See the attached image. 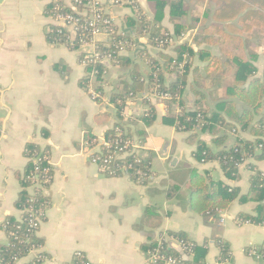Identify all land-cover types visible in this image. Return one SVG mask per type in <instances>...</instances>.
Masks as SVG:
<instances>
[{"label": "crops", "instance_id": "1", "mask_svg": "<svg viewBox=\"0 0 264 264\" xmlns=\"http://www.w3.org/2000/svg\"><path fill=\"white\" fill-rule=\"evenodd\" d=\"M50 1L0 0V224L9 216H21L22 210L16 205L23 190L19 176L29 161L26 146L32 143L51 164L50 183L42 190L48 205L36 231L44 241L38 252L46 254L40 264H68L77 252L90 264H154L146 246L168 231L184 232L197 244L208 241L206 264H263L261 255H249L245 249L255 245L264 253V226L235 221L239 213L254 214L256 204L236 198L213 218L196 213L190 208L189 170L196 169L200 174L208 171L214 181L236 187L240 195H245L253 174L247 164H254L264 173V160L248 159L238 168L235 179L225 176L216 160L197 161L193 156L196 145L187 140L189 133L165 121L168 105L165 100L146 96L147 89L137 98L126 100L124 115L119 120L113 95L117 97L130 87L134 77H144L146 54L157 58L161 49L141 34L140 24L128 26L125 17H135L129 4L98 0L113 24L121 31L129 30L135 42L132 49L121 51L128 62L107 64L104 95L95 101L80 86L85 66L77 51L47 39V28L53 24L47 13ZM139 2L144 14L152 18V5L147 0ZM204 8L190 3L191 11L199 15ZM165 14L163 24L172 31L166 10ZM197 29H188L182 38L174 37L173 45L164 51L175 56V46L184 41L196 51L198 47L192 38ZM201 47L222 59L217 45ZM85 49L92 50L88 46ZM79 50L83 52L82 47ZM245 51L255 54L253 65L259 77L264 69V46L254 37L245 41ZM192 68L183 99L187 106H197L201 101L212 112L223 93L215 83L217 73L212 68L208 70L197 54L192 58ZM165 78V83L173 79ZM143 97L154 110L149 125L140 119L147 109L141 102ZM117 122L152 152V176L145 184L133 181L126 173L105 176L91 162L87 133L98 141ZM198 134L199 139L208 138L206 141L211 144L209 133ZM240 136L253 139L248 131L240 132ZM233 139L234 135L227 133V142ZM217 237L229 244L227 262H218L219 249L214 243ZM5 240V232L0 228V244ZM33 256L34 252L17 264H25Z\"/></svg>", "mask_w": 264, "mask_h": 264}, {"label": "trees", "instance_id": "2", "mask_svg": "<svg viewBox=\"0 0 264 264\" xmlns=\"http://www.w3.org/2000/svg\"><path fill=\"white\" fill-rule=\"evenodd\" d=\"M130 1L132 2L129 6L135 12V17H125L126 23L129 27L140 24L141 34L147 37L152 46L163 51L158 52L157 58L146 54L145 76L134 77L130 87L117 94V97L113 95L112 102L119 120L124 115L125 102L129 98H137L145 89L148 92H156L158 96L161 93H167L170 98L165 100L168 105L165 121L177 130L189 133L187 140L196 145L193 156L197 161L216 160L225 176L235 179L238 175V163L247 162L248 159L264 160V115H261L264 109V72L259 77L256 75V67L253 65L255 54L248 55L245 51V41L254 37H257L258 43L264 46V0H147L153 7L152 18H148L141 10L139 0ZM190 3L204 5L203 13L199 15L191 11ZM212 6H214L213 10ZM50 8L49 3L47 6L49 14ZM66 9L69 10V8ZM165 10L172 24V31L163 24L166 17ZM56 28L67 32L65 28L58 25L50 24L48 27L53 30ZM111 28L113 32L107 41H96V49L102 55H110L109 63L113 65L126 63L128 58L120 51L132 49L134 37L129 30L121 31L114 24ZM193 28H198L192 38V43L198 47L196 51L187 41L175 46V56L164 51L174 37H182L188 29ZM87 33H89L88 30L74 36L75 51L85 65V74L80 80V86L85 91L92 86L97 92L94 100L100 101L104 95V73L108 63L89 61L85 53L78 52L79 37L87 41ZM46 35L48 40L58 36L56 31L48 32V30ZM202 45H217L222 59L214 56L208 48L201 47ZM140 53L143 54L144 50ZM195 54L207 64L208 70L214 69L217 73L215 83L223 89L221 99L215 104V110L212 112L201 101L197 106H187L183 99L182 93ZM192 69L196 71V68ZM166 76L173 79L165 83ZM199 78V74L195 75L196 80ZM200 96L202 98V95ZM141 102L147 109L140 115V119L145 125H149L154 119V110L145 97ZM238 104L242 106L241 109ZM116 126L125 131L121 123L117 122ZM244 131H248L253 139L242 138L240 132ZM198 133H209L211 145L206 140L199 139ZM227 133L234 135L230 143L227 142ZM112 134L113 130H108L105 136L110 138ZM142 134V131L138 132V136ZM85 139L90 147L94 146L95 136L90 132ZM25 154L29 157V161L19 176L23 190L16 201L22 213L20 219L9 216L0 224V228L6 235L5 242L0 244V264H16L15 260L24 258L32 248L44 244L43 239L29 229V214L26 210L29 206L39 208L36 216L42 219L44 208L48 205L46 195L40 191H36L33 202L27 201L30 194L27 187L30 185V176L34 170L31 158L39 154L38 148L29 143ZM96 154L94 152L92 155ZM138 155L137 161H134L131 156L120 161L132 165L127 171L133 181L145 184L152 176V152L144 149ZM247 165L253 174L250 177L249 191L245 195H240L236 187L223 186L222 182L214 181L208 171L200 174L196 169H190V208L204 217L213 218L236 198L241 202L252 201L256 204L254 214L239 213L235 221L239 224L247 221L249 224L264 226V174L257 170L254 164ZM40 166H46V160H41ZM136 169L140 173H136ZM109 170H114V164L108 169L101 170V173L111 177L120 174L117 171L109 173ZM165 234L172 241H181L186 248L179 249L171 244V240L162 237L161 240L148 244L146 252H160L175 257L178 264H206L208 241L197 244L184 232L168 231ZM214 243L219 249L218 262H227L230 259L229 244L219 237L214 240ZM250 250H254L264 258V253L259 246L253 245L245 249L247 254ZM183 255H186V258H183ZM43 256L46 258L45 253ZM83 261V254L75 253L68 264H82ZM40 263V259H37L25 264Z\"/></svg>", "mask_w": 264, "mask_h": 264}, {"label": "built area", "instance_id": "3", "mask_svg": "<svg viewBox=\"0 0 264 264\" xmlns=\"http://www.w3.org/2000/svg\"><path fill=\"white\" fill-rule=\"evenodd\" d=\"M117 2L130 4L132 1L117 0ZM50 4L51 13H48V16L51 18L54 25H58L59 27L65 28L67 32H63L61 28H56L55 30L47 28L48 32L56 31L58 34V36H54L53 39H49V42L53 44H63L71 49H75L74 47L76 43L74 41V36L76 34L83 33V31L88 30L89 33L86 34L88 35L87 41L83 37H79L78 49H80L81 47L83 48V52H81L80 50L79 52L85 53V56L86 58H88L89 61H101L109 63L110 55H102L100 52L97 51L95 44L96 41H98L96 40L97 37L106 36L109 38V35L113 32L111 28V26L113 25V20L111 17L107 16L104 13L102 6L99 4V1L51 0ZM66 8H69V10H67ZM87 46L89 48H92V50L87 51L85 49L87 48ZM81 62L84 65L83 61ZM262 71L264 72V69ZM87 92L93 100L97 96V92L94 91L92 86L87 89ZM155 93L156 92L154 91H149L147 92L146 96H152L153 98L159 100H168L170 98L169 94L167 93H161L159 96ZM111 130H113L112 137L107 138L105 135H103V137H101L98 141L95 139L94 146H89V149L91 150V162L97 165L100 172L101 170L110 168V166L114 164V170H109V173L117 171L120 174H129L127 170H129L132 165L130 163H126L120 160L131 156L134 158V161H137V156H139V152L147 148H145V145L141 140H135L128 134L126 130L123 131L119 126L115 125ZM94 152L97 153L95 156L92 155ZM31 159L34 163V170L32 172V175L30 176V185L27 187V190L29 188L31 189V191H29L30 194L27 200L30 203L35 200L34 195L36 191L42 192V190L50 183L51 180L50 162L43 155L40 154H36ZM43 159L46 160V166L41 167L40 161ZM241 164L243 163H238L237 166L239 167ZM136 173H140V171L136 169ZM26 210L29 214V229L35 232V234H37L36 231L38 228L39 221L41 220L38 216H36V212L37 210L39 211V208L37 209L36 207L35 209V206H29L26 208ZM219 214H221V211ZM241 224L249 223L245 221ZM162 237L166 240H171V244L179 249L186 248V246L181 241H172V239L166 234H161L158 237L157 241L161 240ZM42 247L43 246L37 248L35 247L29 251L28 254L34 252V256L33 259L28 261L27 263L33 262L37 259H40V262H42V260L45 259L43 256L44 253L38 252V250H40V248ZM79 253L81 252H77L76 254ZM248 254L257 255L254 250H250ZM148 255L150 256V260L154 264H178V260L175 257L167 256L160 252H148ZM183 256L186 258V255ZM17 261L18 260H15L16 264ZM82 264L90 263L84 257V261L82 262Z\"/></svg>", "mask_w": 264, "mask_h": 264}, {"label": "rangeland", "instance_id": "4", "mask_svg": "<svg viewBox=\"0 0 264 264\" xmlns=\"http://www.w3.org/2000/svg\"><path fill=\"white\" fill-rule=\"evenodd\" d=\"M193 6H194V5H193ZM167 19H168V17H167ZM182 37H183V36H182ZM182 37H181V38H182ZM173 40H174V39H173ZM173 40L171 41V43H170V45H169V46H172V45H173V43H174V41H173ZM262 73H263V71H262ZM155 99H156V98H155ZM157 100H158V99H157ZM241 166H242V164H241V165H240L238 168H240ZM157 240H158V239H157Z\"/></svg>", "mask_w": 264, "mask_h": 264}, {"label": "water", "instance_id": "5", "mask_svg": "<svg viewBox=\"0 0 264 264\" xmlns=\"http://www.w3.org/2000/svg\"><path fill=\"white\" fill-rule=\"evenodd\" d=\"M206 140H208V138H206ZM209 145H211V144L209 143ZM183 258H185V257L183 256Z\"/></svg>", "mask_w": 264, "mask_h": 264}]
</instances>
